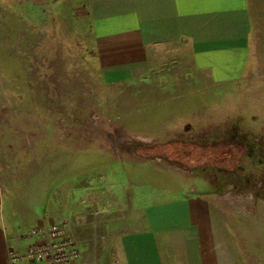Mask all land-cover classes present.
Instances as JSON below:
<instances>
[{"label":"rangeland","instance_id":"1","mask_svg":"<svg viewBox=\"0 0 264 264\" xmlns=\"http://www.w3.org/2000/svg\"><path fill=\"white\" fill-rule=\"evenodd\" d=\"M260 6L253 8L245 76L210 82L209 70L188 63L179 72L177 66L160 75L150 72L154 81L147 76L109 87L93 72L92 51L68 11L47 17L24 0H0V189L6 221L17 220L23 231L41 208L51 224H61L71 222L73 212L98 217L116 208L129 211L143 186L154 200L192 186L206 188L232 214L226 217L240 264H264L258 145H251V157L236 146L232 162L230 149L210 145L216 125L235 128V135L258 127L247 111L264 91V0ZM120 122L158 139L145 145L148 138L130 136ZM215 161L231 170L217 181Z\"/></svg>","mask_w":264,"mask_h":264},{"label":"crops","instance_id":"2","mask_svg":"<svg viewBox=\"0 0 264 264\" xmlns=\"http://www.w3.org/2000/svg\"><path fill=\"white\" fill-rule=\"evenodd\" d=\"M260 1L24 0L42 15L68 11L92 51L93 72L109 87L147 76L154 81L165 67L179 72L188 63L209 70L210 82L245 76L252 13L261 10ZM120 126L130 136L148 138L145 145L158 139ZM138 189L129 211L72 213L70 232L81 250L76 264H240L226 217L232 214L215 194L192 186L154 200L146 196L149 188ZM2 195L0 189V264H10L8 249L22 251L32 241L28 230L51 221L38 209L22 231L17 220L6 221Z\"/></svg>","mask_w":264,"mask_h":264},{"label":"built area","instance_id":"3","mask_svg":"<svg viewBox=\"0 0 264 264\" xmlns=\"http://www.w3.org/2000/svg\"><path fill=\"white\" fill-rule=\"evenodd\" d=\"M26 236L32 241L22 251L8 249L10 264H76L81 257L69 223L36 225Z\"/></svg>","mask_w":264,"mask_h":264},{"label":"flooded vegetation","instance_id":"4","mask_svg":"<svg viewBox=\"0 0 264 264\" xmlns=\"http://www.w3.org/2000/svg\"><path fill=\"white\" fill-rule=\"evenodd\" d=\"M261 94L262 95H260V99L257 104V105L260 104L259 108H257V105H256V106L249 107L251 109L247 111V115H248V118L250 119V122L251 121L253 123L258 122L257 129L251 128L250 126V128L247 129V132H244L242 135L241 134L235 135L234 134L235 132L233 131L235 130V128H233V130L227 129L226 131H223L222 128L219 129L218 125H216V127L214 128L216 130V134H215V137L211 139L210 145L211 146L221 145L225 147L227 151L228 149H230V151L228 152L229 155H226L229 158H231L230 162L233 161L234 150L236 146L238 150L240 149L239 146L242 148L244 156L246 155L248 157H251V154H252V151L250 150L251 145H258L259 153L255 152L254 156H257V159H258L257 161L260 162L258 165L259 170H261V172L264 173V91ZM257 134L259 135V137H256ZM216 148L217 150L219 149L218 147ZM225 161H227V159H225ZM201 166L204 167L203 165ZM211 167L213 171V178L215 179V181H217L219 174L224 175L231 171L230 169L223 168V166L220 164H217L216 161H215V164Z\"/></svg>","mask_w":264,"mask_h":264}]
</instances>
